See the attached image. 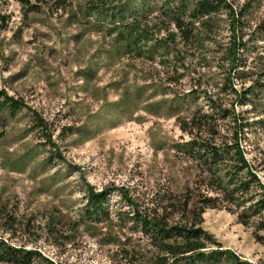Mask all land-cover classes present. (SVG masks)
Here are the masks:
<instances>
[{
	"label": "rangeland",
	"instance_id": "rangeland-1",
	"mask_svg": "<svg viewBox=\"0 0 264 264\" xmlns=\"http://www.w3.org/2000/svg\"><path fill=\"white\" fill-rule=\"evenodd\" d=\"M225 1L239 22L222 8L207 26L188 24L196 38L183 41L166 17L159 26L162 0L108 5L125 10L122 20L86 13L83 0L38 11L0 0L7 16L0 23V89L19 101L0 111V239L36 252L28 263L21 253L0 264H156L160 251L132 218L127 198L156 216L175 198L194 193L197 202L207 192L204 165L183 147L191 136L180 120L197 109L212 112L210 95L227 108L213 115L217 141H233L240 129L264 182V90L254 88L264 84V37L257 32L264 0ZM135 31L133 38L147 39L131 48ZM237 36L245 45L232 68L228 50ZM246 88L255 95L241 102ZM90 187L108 192L105 209L92 217ZM182 214L169 222L192 221ZM238 214L234 205L207 208L202 228L219 244L204 250L224 253L176 264H237L230 251L264 264L255 219L247 226Z\"/></svg>",
	"mask_w": 264,
	"mask_h": 264
},
{
	"label": "trees",
	"instance_id": "trees-1",
	"mask_svg": "<svg viewBox=\"0 0 264 264\" xmlns=\"http://www.w3.org/2000/svg\"><path fill=\"white\" fill-rule=\"evenodd\" d=\"M27 10L38 11L42 6L65 8L71 3V0H18ZM85 3V12H97L99 14L107 11L112 20L125 18V10L122 7L114 6L109 8L108 5L118 3L119 0H83ZM194 3L193 9H189V5ZM231 8V22L236 24L239 22L240 13L234 11L231 5L227 4L225 0H162L160 6L161 12L164 13L160 16L159 26L164 24L165 17L169 23H173L174 26L180 32H176L174 35H179L183 41H189L194 36L193 29L188 24L194 25L196 23L208 25L213 19V15L219 13L222 8ZM229 8V9H230ZM164 11V12H163ZM131 12V11H130ZM172 13V15H171ZM136 13L131 17L136 22H141L136 17ZM180 14V15H179ZM189 21H186V17ZM144 18V16H143ZM7 16L0 13V23L5 24ZM136 22L133 27H136ZM257 32L264 37V24L257 26ZM131 32L128 39V44L132 43L131 48L135 44L142 40H146V36L139 35L133 38L137 33ZM118 35H123V32H119ZM125 39L124 37H122ZM242 38L237 36L234 38L231 48L228 50L230 57L232 58V68L238 67L239 52L243 47L244 42ZM138 54L141 55V50H138ZM254 88L264 90V84L257 82ZM226 87V86H225ZM254 88H246L240 92V97L246 102L255 95ZM225 89V88H224ZM237 93L238 90L234 89ZM217 100L208 96V102H210V108L212 112H204L201 109L190 117L180 120L181 129L191 136V139L186 140L183 144L185 150L190 153L193 159L200 160L204 167L205 174V187L207 192H200L199 201L194 202V193H190L184 199L175 198L168 206L169 212L166 215L158 214L156 216L151 215L148 210H139L132 199L127 198V201L134 207L132 218L137 223L142 225L143 231L151 236L152 243L160 251L158 259L155 260L156 264H176L179 260L189 259L192 261H200L204 259H211L217 253H224L213 251L211 254L205 252L210 242L219 244L217 241L212 240L211 234L202 228L204 221L203 213L207 208H216L219 203L230 208L234 205L239 210V219L244 225H251L253 219L256 224L255 237L256 240L264 245V235L260 234L264 231V182L257 173L251 163H249L246 157V151L241 143L239 136L240 129L236 130L234 140L231 142L219 143L216 139L217 130L215 129L214 113L220 110L227 111V108H223L222 105L216 103ZM19 101L5 90L0 89V111L9 105L12 110L17 108ZM235 120H238L235 118ZM241 126V125H240ZM88 196V213L102 212L103 204L107 201L108 192L101 190L99 192L94 191L92 187L89 188ZM166 209V207L164 208ZM182 212V215L186 213L192 214V221L183 224L181 222L170 223L175 213ZM187 217V216H186ZM23 253L26 258V263L30 262L35 256L34 250H21L10 246L0 239V261L11 255L18 257ZM227 254V252H225ZM229 257L233 260L232 263L237 264H250L247 261H242L235 255L234 252H228ZM27 259L29 260L27 262Z\"/></svg>",
	"mask_w": 264,
	"mask_h": 264
}]
</instances>
